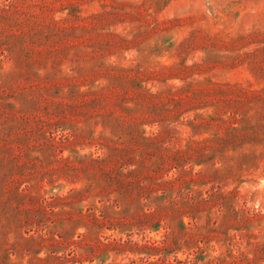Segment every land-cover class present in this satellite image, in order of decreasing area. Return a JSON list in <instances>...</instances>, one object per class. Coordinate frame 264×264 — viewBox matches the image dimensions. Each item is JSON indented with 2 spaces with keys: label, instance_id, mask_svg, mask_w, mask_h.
Segmentation results:
<instances>
[{
  "label": "rangeland",
  "instance_id": "374dc122",
  "mask_svg": "<svg viewBox=\"0 0 264 264\" xmlns=\"http://www.w3.org/2000/svg\"><path fill=\"white\" fill-rule=\"evenodd\" d=\"M0 1V264H264V0Z\"/></svg>",
  "mask_w": 264,
  "mask_h": 264
},
{
  "label": "trees",
  "instance_id": "16d2710c",
  "mask_svg": "<svg viewBox=\"0 0 264 264\" xmlns=\"http://www.w3.org/2000/svg\"><path fill=\"white\" fill-rule=\"evenodd\" d=\"M14 6L15 5L11 1H7L5 3L3 1H0V27L4 26V25H8V26L17 28V27H20L22 25V23L19 21V19L14 17L12 14L11 9ZM2 21L3 22L5 21L6 23H3ZM55 28H56V30L59 29L58 26H55ZM38 32H40V31H38ZM42 33H43V31L41 33H39V38H40ZM11 34H12V36L17 37L19 33L12 32ZM1 44L2 43L0 42V45ZM19 50L22 52V55L19 57L20 62L28 64L27 59L29 58L30 51L27 50V48H25V47H22Z\"/></svg>",
  "mask_w": 264,
  "mask_h": 264
}]
</instances>
